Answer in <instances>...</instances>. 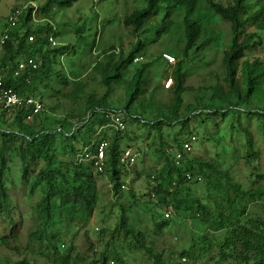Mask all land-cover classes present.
<instances>
[{
  "label": "rangeland",
  "instance_id": "1",
  "mask_svg": "<svg viewBox=\"0 0 264 264\" xmlns=\"http://www.w3.org/2000/svg\"><path fill=\"white\" fill-rule=\"evenodd\" d=\"M30 1L0 0V38L12 9ZM232 1L217 0L222 5ZM86 2L79 0L73 9L49 12L56 31L62 35L56 41L68 46V51L43 47L48 54L44 69H48V76L34 85L41 90L40 98L47 111L24 132L17 130L18 123L11 121L10 114L0 115V131L17 132L24 139L52 134V167L83 169V182L93 196L92 208L88 210L77 203L61 207L60 197L54 195L52 221L44 224L39 202L47 188L38 176L44 158L33 153V159L32 153H26L23 160L20 140L9 142L2 152L7 197L0 199V264L22 260L26 264H102L103 258L107 264H156L137 240L121 229L122 221L143 232L145 242L153 244L162 264H263L264 195L250 192L264 187V116L258 111L264 106L252 99L250 111H244L228 107L229 102L224 99L228 87L222 60L231 45V23L200 1L193 18L202 24L203 32L190 58L185 60L183 71L184 86L192 90L182 95L180 119L176 121L172 120V92L162 85L167 76L175 77L176 63L183 58L184 10L176 12L165 7L140 32L139 38L147 46L140 53L143 60L135 63L134 56L133 65L122 72L129 81L142 62L150 63L142 94L135 98L133 107L153 108L146 109L145 115L137 110L136 118L128 117L126 131L122 133L102 117H91L83 128L81 122L90 107L89 100L98 101L105 91L102 74L120 52L126 54L135 43L131 28L122 23L123 18L142 7V0H90L92 9ZM82 20H87L80 32L83 38L85 35V43L76 31ZM167 22L172 27L165 35ZM21 24L22 21L16 28ZM163 52L172 54L176 62L163 63ZM249 54L264 60V46L251 49ZM62 76L66 79L61 80ZM128 86H120L121 91L114 89L115 95L130 99L133 89ZM110 99L111 96L106 102ZM230 101L235 103L236 98L231 96ZM160 110L169 119L159 120ZM157 127L163 134L161 138L155 132ZM192 133L199 142L192 145L191 159L181 167L200 181H188L183 195L172 202H180L181 207L172 210L167 218L165 206L150 196L153 186L148 176L168 167L166 148L173 155L174 147L186 142L187 135ZM89 135L94 136L93 140L102 137L113 142L119 152L127 147L143 152L134 169L123 173L126 181H122L124 186L118 193L108 173H95L88 163L79 161L82 143ZM66 176L70 186L62 182L58 172L52 178L64 193L81 184L68 173Z\"/></svg>",
  "mask_w": 264,
  "mask_h": 264
},
{
  "label": "trees",
  "instance_id": "2",
  "mask_svg": "<svg viewBox=\"0 0 264 264\" xmlns=\"http://www.w3.org/2000/svg\"><path fill=\"white\" fill-rule=\"evenodd\" d=\"M78 1L79 0H44L43 3H40L38 0H32L22 7L12 9L11 13L16 9L22 10L17 25L20 21H22V24L19 28H16L17 25L15 27H10L8 23L9 18L7 19V24L4 27L1 38L6 31H8L10 36L4 44H1L0 38V52H2V57H0V70H4L5 72V74H3L5 84L14 88V90L21 96H31L42 102V99L40 98L41 90L37 88L34 83L41 79L45 80L48 76V69L47 71L44 70L46 69L48 63V54L44 52L45 49L43 47H47L49 49L50 47L62 48L63 50L68 51V46L60 44L56 41V38L62 35L58 34L56 31V26L53 23L49 12L53 9H73ZM88 1L90 0H87L86 3L89 4V9H92L93 4H90ZM200 1L204 2L206 6H209L216 15L221 16L224 20L231 23V45L229 49L224 52L222 60L226 70L225 80L228 87V91L224 94V99L229 102L228 107L236 106L239 107L240 110L250 111L248 105L252 99H256L264 106V60L260 56L252 57L249 54L251 49H254L257 46H264V0H233L232 3L228 5H222L217 2V0H142V7L132 11V13L125 16L122 21L125 27L131 28V33L134 35L135 43L130 46L126 54L120 52L118 59L113 63L110 69L106 70L102 74L101 82L105 87V91L98 101H95L94 99L89 100L90 107L88 108V112L85 117H83L81 127H86L83 123H90L91 117H98V119L102 117L103 121H110L107 115L111 111L119 114L123 122L126 124L128 117L136 118L137 110H140V112L145 115L146 109L153 108L147 105H139L142 110L136 109V107L135 110L133 107V104H136L135 98L142 94L145 74L150 63L142 62L139 68L135 69V72L129 81L125 80L122 72H124L125 67H131L134 62L139 63L143 60L140 53H142V50L144 48L146 49L147 46L140 40V32L143 31L145 23L156 15L162 13V10L165 7H171L176 12H181L179 11L180 9L184 10L182 19L184 31V47L182 48L183 58L176 63L175 80L170 88H165V84L162 85L165 90L172 92L171 101L173 107L171 112L174 117L172 120L178 121L180 119L179 106L183 103L182 95L187 91L192 90L191 88L184 86V63L185 60L190 58L191 52L197 47V43L203 32L202 24L193 18L194 13L198 12L197 8L201 3ZM33 5L37 8L35 15L33 14L35 9ZM166 17H168V15H166L165 18ZM86 21L87 20H82L81 28H78L76 30L77 32L80 33L83 28L86 27ZM34 22H37V24L34 25ZM31 24H33V26ZM171 27V22H167L165 28L163 29V33L167 35ZM249 27H252V29L249 30ZM50 35H52L57 42L54 46L48 41ZM30 36H34L33 41L29 40ZM78 37L83 43H85V35L83 38L82 34H78ZM134 56L135 58H138V60L132 63ZM29 58L35 60L37 63V69L30 70L29 73H22V75L18 77L13 76V70L18 62ZM160 60L163 63L168 64L162 58V55L160 56ZM169 77L171 76H167L166 79ZM64 79H66V77L62 76L61 80ZM124 84L127 86L129 85V90L130 88L133 89L131 91L132 95L130 99L124 100L122 97H117L115 95L114 89L121 91V88H118ZM113 85L116 86L113 87ZM112 91L114 93L113 95ZM110 96L111 99L109 100V104L106 101ZM114 96L117 97L116 100L113 99ZM231 96L236 98L235 103L230 101ZM120 98L122 99V103ZM29 111L30 108L28 106L22 105L8 112L0 109V115L3 116L10 114L12 117L11 121H14V124L15 122L18 123L16 126L17 130L24 132L29 129L28 126L30 123H35L37 118L42 117L44 112L47 110L45 109L44 104L43 110L39 114L33 116L30 121H26L25 117ZM258 111L264 116V108L258 109ZM202 112L204 111L202 110ZM167 115L168 114H165L160 110V113L158 114V117H160L159 120L169 119L167 118ZM141 119H143V117ZM65 128L66 126L62 129L65 130ZM159 128L160 127L155 128V132L161 138L163 134ZM125 131L126 127L123 132ZM194 133L188 134L185 140L188 141L195 136L197 142H199V139ZM0 138L1 200L6 199L7 197L2 179L4 167L2 152L9 142H13L17 139L20 140V149L23 160L26 153H32L33 159H35V156L38 154H41L44 158V166L38 171V176L43 178L47 188V191L44 193L39 202V211L43 216L44 224H48L52 221V198L54 195L60 197L59 203L61 207H66L71 203H77L84 206L86 209L91 210L93 196L89 195V192L83 182L85 174L83 169H69L67 167L65 169H56L52 167L53 158L50 155V151L54 144V137L52 134L46 133L45 135L38 137L24 139L23 136H19L17 132H8L4 130L0 131ZM93 138L94 136H87L86 141L82 143L83 147L85 148L89 146L93 141ZM44 143L45 145L47 143L46 147L43 146ZM112 143H110V147L106 152L107 167L105 172L110 175L109 177L114 183V190L118 193L120 188L124 186L122 181L125 179L122 178V175L127 169L119 165V151L115 149L114 144L112 145ZM248 146L250 148L253 147L250 141H248ZM174 149V152H172L173 155H171L169 153V148H166V154L164 157L167 159L168 167H162L157 170V175L151 173V175L148 176L151 179V184L153 186L150 193L151 198L162 207L165 206L166 211L167 209L176 211V209L181 207L180 202L177 204L172 202L179 195H183L184 188L189 180L195 179L194 181L196 183L200 181V178L194 177L192 173L181 167L184 162L191 159L189 158V154L192 153L193 150L191 152H183L184 142L182 141L178 143ZM177 151L183 152V158L180 165H177L175 162ZM33 153L36 155L34 156ZM56 172L60 174L62 182L69 186L70 182L66 176L67 173L68 175H71L74 180L80 181L81 184L72 186L71 191L69 189L66 193H64L61 188L59 189V187H57L52 181L53 175ZM23 174L25 175L26 171H24ZM152 175H154V179H152ZM250 193L256 196H262L264 195V187H261L256 191H251ZM197 206L201 211H203V213H205V209L200 202H197ZM119 226L129 236L137 240V243L142 247V249L155 259L156 264H162L160 256H158V254H156L153 250V244L148 245L145 242V235L143 232L137 231L134 226L127 224L124 221H122ZM261 249V252H263L264 248L262 247ZM262 263L264 264V261ZM15 264H26V261H18ZM102 264H107L106 258H103Z\"/></svg>",
  "mask_w": 264,
  "mask_h": 264
},
{
  "label": "built area",
  "instance_id": "3",
  "mask_svg": "<svg viewBox=\"0 0 264 264\" xmlns=\"http://www.w3.org/2000/svg\"><path fill=\"white\" fill-rule=\"evenodd\" d=\"M35 7V5H33ZM37 8L35 7L33 14L35 15ZM22 13L21 9L14 10L9 16L8 23L10 27H15L19 21V17ZM8 31L1 38V44H4L6 40L9 39ZM34 36H30L29 40L33 41ZM48 41L51 45H56L57 42L52 37L49 36ZM162 58L168 64H174L176 62L175 57L168 53L163 52ZM138 58H135L137 61ZM37 63L34 59H23L18 62L13 70V76L18 77L22 75V73L28 72L30 70H36ZM3 74H5L4 70H0V109L5 111H11L14 108L20 107L22 105L28 106L30 108L29 113L26 115L25 120L30 121L33 116L39 114L43 110V103L36 98L31 96H21L18 94L14 88L5 84L3 80ZM175 78L169 77L165 80V88H170L173 84ZM110 119V123L114 126L117 132L121 133L125 130L126 124L121 119L120 115L111 111L107 115ZM196 142V137L193 136L190 140L184 142V151L183 152H191L193 148V144ZM110 147V143L102 137H99L91 142V144L85 148H83L79 161L86 162L90 165V167L94 170L95 173L101 174L104 173L107 167L106 160V152ZM183 152L177 151L175 156V162L177 165L181 164V160L183 158ZM143 157L142 151L136 148L127 147L123 151L119 152L118 161L119 165L123 166V168L127 170H132L138 163V161ZM152 179H154V175H152ZM172 215V210L167 209L166 217L169 218Z\"/></svg>",
  "mask_w": 264,
  "mask_h": 264
}]
</instances>
